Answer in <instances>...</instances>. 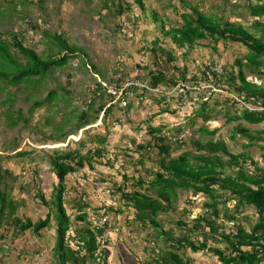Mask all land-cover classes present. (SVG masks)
Segmentation results:
<instances>
[{
	"label": "trees",
	"instance_id": "16d2710c",
	"mask_svg": "<svg viewBox=\"0 0 264 264\" xmlns=\"http://www.w3.org/2000/svg\"><path fill=\"white\" fill-rule=\"evenodd\" d=\"M254 1L255 3H250L245 8L252 19L248 26L223 20L216 14H207L191 7L189 12L183 11L180 14V26L164 30V23L153 12L152 18L157 28L166 37H170L178 48L190 49L203 40H210L214 44L222 41L240 44L247 49L248 54L244 58L235 59L233 65L236 69L227 65L222 68L223 71L217 72L208 67L188 78L187 68L178 66L174 56L160 45V39H156L152 47L145 48L153 55L155 70L148 71V80L141 78V82L147 84L139 89H142V92L148 89L157 92L158 88L173 90L180 84L206 87L201 89H206L203 94L198 89L201 92L198 94L199 98L193 99L198 102V108L189 118V127L200 119L203 123L199 127L200 133L211 136H214L218 129L208 131L204 123L217 120L215 113L219 104L215 102L214 111L208 101L214 94L213 90L228 92L232 96L223 100V106L217 113L224 117L223 125L236 123V128L230 135L232 140L239 135L249 144L252 138L242 122L257 124L264 121V20H261L264 18V0ZM30 3L31 0H21L20 12L25 11ZM36 5L40 11L46 10L44 0H38ZM101 6L106 10L105 15L109 19H120L125 11L134 12V6L143 13L146 10L144 0H102ZM15 7L13 3L4 8L0 5V24L6 17L10 18L17 13ZM20 18L31 30H39L37 25L25 19V15ZM124 27L126 24L123 22L115 24V29L121 32ZM40 32L45 39V56L38 54L35 46H25L22 33L4 34L0 31V92L6 91V97L0 100V108L7 106L0 114L4 128L6 131L26 130L39 136L37 142L51 141L55 144H63L66 138L76 135L80 130L82 133L78 140L70 142L74 148L68 143L65 147L42 148L39 150L40 154L32 149H23L13 156L0 155V241L13 242L26 233L40 238L43 230L53 228L49 264H95L100 260L106 264L108 251L104 245L111 242L110 226L106 222L103 227H97L89 222L90 212L87 209L90 204L79 198L76 202L72 201L77 211L75 219L85 225L75 229L74 235L70 236L68 232L71 230V216L65 208L64 194L65 178L68 175L85 167L94 171L96 166L103 165L107 136L99 133L90 135V132L97 129L98 126L95 125L98 121L99 128L109 132V123L106 121L114 106L107 107V104L112 101L114 95L108 93L100 81L94 80V86L89 89L92 98L85 104V108L74 116L76 121L69 124L55 122L51 125L52 130L49 133L43 130L48 125L45 120L31 125L29 116H24L21 109L14 111L12 108L15 93L35 89L52 69L62 68L72 58H80L81 64L89 69L90 73H99L94 65H89L88 62L85 65V55L81 49L70 46L56 32ZM6 34H11V38H6ZM203 82L211 84L205 86ZM123 83L125 81L121 77L116 79L117 88ZM66 84H71L69 79ZM8 88H15V93H11ZM136 88L138 87L135 85L129 86L125 96L127 93H134ZM64 93L69 94L67 90ZM190 93L191 91L184 90L182 94H178L179 101L183 102ZM58 96L56 90H50L43 100H34L28 108L29 115L36 109L52 104ZM93 98L99 99L98 105H94ZM24 99L30 101L31 95ZM159 99L165 101V96L161 95ZM252 102L255 107L251 111ZM240 103L246 107H242ZM130 106H126L125 110L128 111ZM152 119L148 118L144 122L152 138L145 145L137 146L140 153L137 163L144 162L142 149H149L157 157V170L148 172L151 177L149 181L141 176L128 178L123 175V182L115 187L126 207L134 211L131 227L134 225L143 231L148 228L154 231V235L149 236L150 240L147 242L151 255L147 264H195L191 258L184 255L187 250L192 253L209 252L220 264H264V168L252 164L247 153H231L222 138L211 139L203 144L194 142L196 153L182 151L174 156L184 147V140L173 141V138L178 136H166L163 127L151 126ZM183 130L184 128L178 127L175 132L180 134ZM18 145L19 141L13 138L10 146H4L3 149L14 151ZM35 155L41 157L47 172L40 177L39 171L35 170L29 175L30 182L18 186L22 193L32 186V200L39 202L46 210L43 218L33 221L28 216L17 214L19 207L25 206L23 200L11 198L17 178L5 167V163L12 157H18L22 165H25L26 158ZM106 163L112 166L109 161ZM46 180L51 181L48 198L43 194ZM179 190L191 191L195 197L202 194L207 201L202 205L203 211L194 218L189 221L180 218L173 228L166 230L158 217L175 211L174 204ZM29 191L28 195L31 194ZM229 203H233L232 206H228ZM249 208L254 210L257 218L253 225L245 214ZM181 214L182 217H187L188 212L183 210ZM223 221L231 224L233 230L227 231ZM176 230L179 231L178 235L175 234ZM71 242H74V248L70 246ZM157 242L163 243L158 249ZM116 256L118 260L113 261L115 264H125L119 254ZM130 264L139 263L131 261Z\"/></svg>",
	"mask_w": 264,
	"mask_h": 264
},
{
	"label": "rangeland",
	"instance_id": "374dc122",
	"mask_svg": "<svg viewBox=\"0 0 264 264\" xmlns=\"http://www.w3.org/2000/svg\"><path fill=\"white\" fill-rule=\"evenodd\" d=\"M37 1L31 0L25 11L20 12L21 0H0L1 8L13 3L17 12L10 18L6 17L4 22L0 24V31L4 34L6 32L22 33L24 36L23 44L35 46V50L41 56H45L47 53L45 51V39L40 30H46L50 34L56 32L70 46L81 49L85 55V65L88 62L89 65H94L99 70L98 74H92L89 69L81 64L80 58H72L62 68L52 69L35 89L30 88L28 92L20 90L15 93V88H8L11 93L16 94L12 109L14 111L21 109L24 116H29L31 125L37 121L43 122L45 120L48 125L43 130L47 133L51 132V125L55 122L61 121L69 124L76 121L74 116L82 111L85 104L92 98L89 89L94 86V80L109 87L117 86L116 79L120 77L125 82L134 79L143 85L147 84L141 82V78L148 80V71L155 70L153 55L148 49L152 47V43L156 39H160V45L174 56L178 66L187 68L188 78L193 74H199L200 70L208 67L223 71L222 68L228 65L236 69L233 65L235 59L244 58L248 54L244 46L222 41L214 44L210 40H203L190 49L187 47L178 48L172 43L170 37H166L157 28L152 18L153 12L164 23V30L180 26L182 24L180 14L183 11L189 12L191 7L207 14H216L223 20L240 22L244 26H248L252 19L245 8L248 4L255 3L254 0H144L145 13L134 6V12L125 11L126 13L120 19H109L105 15L106 10L101 6L102 0H44L45 11L38 9ZM21 15H25V19L37 25L39 30L33 31L27 27L21 20ZM122 22L126 24L123 32L115 29V24ZM24 30L26 31L25 34ZM5 37L11 38V34H6ZM145 48L148 49L145 50ZM68 79L70 85L66 84ZM210 84V82H203L205 86ZM144 86L146 87V85ZM136 89L134 93H127L126 95L127 106L131 105L128 111L125 110L127 107L120 108L118 104L114 105L113 112L106 121L109 123V132L99 128V121L95 125L98 126L97 129L90 132V135L99 133L107 136L103 165L96 166L94 171L85 167L65 178V208L71 216V230L68 234L73 236L75 229L85 225L75 219L77 211L73 207L74 202L81 198L90 204L87 209L90 212L89 222L94 224L98 218L106 217L108 226H110L111 242L104 245L108 251L106 264H115L113 261L118 254L125 264H130L131 261L147 264L151 258L147 242L150 240L149 236L154 235V231L151 228L143 231L134 225L131 227L134 211L126 207L120 198V194L115 190V187L123 182V175L128 178L141 176L149 181L151 177L148 172L157 170V157L149 149H142L144 162L143 164L137 163L140 158L137 146L145 145L152 138L144 123L148 118H153L151 126L163 127L166 136L182 137L185 145L174 156L182 151L196 153L194 142L203 144L208 140L221 138L231 153L248 152V146L242 147L246 139L239 135L236 136L235 140L230 138L232 130L236 128V123L223 125L224 117L217 113L218 109L223 106V100L232 96L230 93L213 90L214 94L208 101V105L214 111L215 102L219 104L215 113L217 120L204 123L208 131L218 129V132L211 136L200 133L199 127L203 125L200 119L192 127H189V118L193 111L198 108V102L193 101V99L199 98L200 91H191L189 97L181 102L178 98V92L165 87L158 88L157 92H151L150 89L142 92V89ZM50 90L58 92L59 96L56 101L34 110L29 115L28 108L32 102L43 100ZM65 90L69 94H65ZM205 90H201V94ZM27 95H31L30 101L24 99ZM161 95L165 96V101L159 99ZM5 97L6 91L4 90L0 92V100ZM93 99L95 100L94 105H98L99 99ZM6 108L7 106H2L0 114ZM178 127L184 128L180 134L175 132ZM81 133L82 130L74 136H69L63 144H55L51 141L37 142L39 136L35 133L18 129L6 131L3 118H0V155L13 156L23 149H32L40 154L39 150L42 148L65 147L68 143L71 148H74L75 146L70 142L78 140ZM13 138L19 141L17 148L15 147L14 151H11L12 149L4 150V146L9 147ZM107 161L110 162L111 167L106 163ZM5 167L10 169L17 178L11 198L24 202L25 207H19L17 214L28 216L33 221L40 217L43 218L46 210L41 207L39 202L32 200L33 192L31 190L33 187L26 188L23 193L18 188V186L30 182L29 175L33 171L38 170L40 177L47 172V167L41 157L35 155L26 158L25 165H22L18 157H12L5 163ZM45 185L43 194L48 198L51 181L46 180ZM28 191L31 192L30 195H28ZM205 201L207 198L202 194L195 197L191 191L179 190L174 204L175 211L160 215L158 219L164 229L173 228L174 223L180 218L189 221L201 213ZM229 204L228 206H232L233 203ZM183 210L188 212L187 217H182ZM245 214L248 216L250 224H255L257 218L254 210L249 208ZM223 222L227 226V231L233 230L231 224L226 221ZM244 225L246 226V224ZM175 234L178 235L179 231L176 230ZM53 237L54 229L51 228L43 230L40 238L26 233L13 242L11 240H8L7 243L0 241V264H49ZM162 245V242H157L156 248L158 249ZM70 246L74 248V242H71ZM184 255L191 258L195 264H220L216 257L209 252L192 253L187 250ZM95 264L103 263L100 260Z\"/></svg>",
	"mask_w": 264,
	"mask_h": 264
},
{
	"label": "built area",
	"instance_id": "2783aa9c",
	"mask_svg": "<svg viewBox=\"0 0 264 264\" xmlns=\"http://www.w3.org/2000/svg\"><path fill=\"white\" fill-rule=\"evenodd\" d=\"M217 72H219L220 70H216ZM103 85V87H106L107 89V92L108 93H111L112 95H114V98L112 99V101H110L108 104H107V107L109 105H115V104H118V106L120 108H125L127 106V99H126V96H125V91L128 89L129 86L131 85H135L137 86L138 88H143L144 85H142L141 83H139L137 80H132V81H127L123 84H121L118 88L116 86L114 87H109L107 86L106 84L104 83H101ZM200 88H206V87H189L185 84H180L178 85L175 89H173L174 92H178L179 94H182L184 92V90H189V91H196ZM240 102V100H239ZM240 105L242 107H244L245 105L243 103H240ZM246 107V106H245ZM182 137H176V138H173V141L175 142H181L182 140ZM107 222V219L106 217H102L100 218L99 220L95 221L94 222V225L97 226V227H103L104 224ZM103 243V242H102Z\"/></svg>",
	"mask_w": 264,
	"mask_h": 264
},
{
	"label": "crops",
	"instance_id": "0c3cea01",
	"mask_svg": "<svg viewBox=\"0 0 264 264\" xmlns=\"http://www.w3.org/2000/svg\"><path fill=\"white\" fill-rule=\"evenodd\" d=\"M252 103L250 105L251 111L255 107L254 103L253 104ZM242 124L246 128H248L249 134L252 138L249 144L247 141L245 142L244 145L242 144V147H245V145L248 144V152L245 151L244 153L248 154L250 151V154L248 155L250 157V161L252 162V164L254 163L257 167L264 168V121L257 124H248L245 122H242ZM114 260L115 261L118 260L117 256H115Z\"/></svg>",
	"mask_w": 264,
	"mask_h": 264
}]
</instances>
